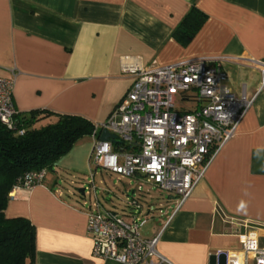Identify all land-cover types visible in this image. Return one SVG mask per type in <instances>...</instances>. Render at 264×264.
Returning <instances> with one entry per match:
<instances>
[{
  "label": "crops",
  "instance_id": "obj_1",
  "mask_svg": "<svg viewBox=\"0 0 264 264\" xmlns=\"http://www.w3.org/2000/svg\"><path fill=\"white\" fill-rule=\"evenodd\" d=\"M192 8L206 20L183 46L171 34ZM198 56L224 57L225 84L254 101L191 196L177 210L167 198L157 248L174 264H223L217 253L239 249L244 224L264 235V87L248 63L264 59V0H0V76L14 75L20 114L47 110L99 124L134 80L125 67ZM97 138H82L39 185L8 200L6 217L35 228V264H119L91 254L73 193L91 175L95 186L98 176L100 184L117 178L125 192L133 184L92 165ZM143 235L154 236L153 226Z\"/></svg>",
  "mask_w": 264,
  "mask_h": 264
},
{
  "label": "built area",
  "instance_id": "obj_2",
  "mask_svg": "<svg viewBox=\"0 0 264 264\" xmlns=\"http://www.w3.org/2000/svg\"><path fill=\"white\" fill-rule=\"evenodd\" d=\"M224 60L198 56L145 69H123L134 80L105 121L95 124L92 135L107 130L118 142L95 139L91 160L95 168L133 184L125 194L126 214L101 204L93 175L81 188L94 257L119 264H174L157 248L160 230L151 237L142 234L152 214L146 216L141 201L132 197L158 189L175 197L174 210L179 209L203 179L213 156L235 135L254 97L235 95L225 84ZM248 63L258 71L260 88L264 87V59ZM13 88V74L0 76V123L9 130H16L19 114ZM17 132L22 134L23 129ZM45 174V169L25 173L9 199L16 191L39 185ZM244 228L238 233V250L217 253L224 256L223 264H264V235L252 226L244 224Z\"/></svg>",
  "mask_w": 264,
  "mask_h": 264
},
{
  "label": "trees",
  "instance_id": "obj_3",
  "mask_svg": "<svg viewBox=\"0 0 264 264\" xmlns=\"http://www.w3.org/2000/svg\"><path fill=\"white\" fill-rule=\"evenodd\" d=\"M205 20L204 13L192 8L173 30L171 36L185 46ZM20 128L23 129L22 134L17 132ZM94 132L95 124L83 116L47 110L19 113L16 117V130H9L0 123V264H35L34 226L26 218L6 217L4 213L12 187L25 173L42 169L52 171L54 164L77 142L84 137L92 136ZM106 190L108 189L103 191ZM122 192L128 194L123 189ZM153 192L157 195H153ZM143 193L132 198L141 201L146 216L152 214L150 220L156 234L167 216L162 211L172 206L167 199L168 194L167 198H164L162 196L164 192L158 189L143 190ZM74 195L76 203L82 208L76 193ZM100 196L104 197L103 193ZM126 211L124 204L121 214H126Z\"/></svg>",
  "mask_w": 264,
  "mask_h": 264
},
{
  "label": "rangeland",
  "instance_id": "obj_4",
  "mask_svg": "<svg viewBox=\"0 0 264 264\" xmlns=\"http://www.w3.org/2000/svg\"><path fill=\"white\" fill-rule=\"evenodd\" d=\"M91 163L92 160H91ZM98 169L99 171V168H96ZM100 176L96 177V186H97V192H98V199L99 201L101 202V204L105 207V208H108V209H112V210H116L118 212H122V206L124 205V202L126 200V196H125V193L122 192V189L124 188V184L122 182H118L116 179L117 178H113L111 179V181L107 178H105V184L102 183L100 184ZM126 182V180H123V182ZM82 184H84L85 182L83 180L80 181ZM78 184V183H77ZM86 184V183H85ZM84 184V185H85ZM79 188H84V186L80 187ZM78 188V189H79ZM101 188L103 189H108L110 190L109 192L107 193H104V197H101L99 195V192L101 191ZM76 189L74 193H76V196H77V199L79 200V202L82 203V195L81 193L79 192V190ZM153 195L157 193L153 192L152 193ZM78 196H81V197H78ZM162 196L164 198H167V194L166 193H162ZM87 199V197H86ZM153 226V222L151 220H148L146 222V224H144V226L142 227V234L146 233L149 231L150 227Z\"/></svg>",
  "mask_w": 264,
  "mask_h": 264
},
{
  "label": "water",
  "instance_id": "obj_5",
  "mask_svg": "<svg viewBox=\"0 0 264 264\" xmlns=\"http://www.w3.org/2000/svg\"><path fill=\"white\" fill-rule=\"evenodd\" d=\"M99 140L100 141H110L112 144H116L118 142L117 140V136L114 134H111L110 132H108L107 130H103L101 131V133L99 134ZM83 189H79V192L82 193Z\"/></svg>",
  "mask_w": 264,
  "mask_h": 264
},
{
  "label": "clouds",
  "instance_id": "obj_6",
  "mask_svg": "<svg viewBox=\"0 0 264 264\" xmlns=\"http://www.w3.org/2000/svg\"><path fill=\"white\" fill-rule=\"evenodd\" d=\"M241 206H243V204H241Z\"/></svg>",
  "mask_w": 264,
  "mask_h": 264
}]
</instances>
